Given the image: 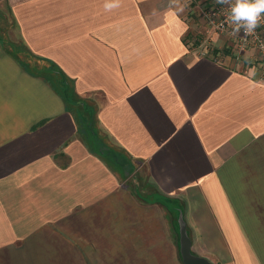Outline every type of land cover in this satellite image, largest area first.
Returning a JSON list of instances; mask_svg holds the SVG:
<instances>
[{
    "label": "crops",
    "instance_id": "obj_1",
    "mask_svg": "<svg viewBox=\"0 0 264 264\" xmlns=\"http://www.w3.org/2000/svg\"><path fill=\"white\" fill-rule=\"evenodd\" d=\"M104 2L0 0V264H185L180 209L194 253L264 264L258 59L198 0Z\"/></svg>",
    "mask_w": 264,
    "mask_h": 264
},
{
    "label": "built area",
    "instance_id": "obj_2",
    "mask_svg": "<svg viewBox=\"0 0 264 264\" xmlns=\"http://www.w3.org/2000/svg\"><path fill=\"white\" fill-rule=\"evenodd\" d=\"M198 10L209 33L225 36L227 40L233 42L237 57L242 58L249 53L264 65V19H261L260 26L254 34L245 36L241 29L239 34L233 35L232 27L227 22L230 14L228 5L217 4L215 0H198Z\"/></svg>",
    "mask_w": 264,
    "mask_h": 264
},
{
    "label": "clouds",
    "instance_id": "obj_3",
    "mask_svg": "<svg viewBox=\"0 0 264 264\" xmlns=\"http://www.w3.org/2000/svg\"><path fill=\"white\" fill-rule=\"evenodd\" d=\"M217 4L228 5L230 14L227 22L232 27V34L236 35L243 29L244 35H252L260 26L261 19H264V0H215ZM170 6L182 12L184 5L180 0H169ZM120 6V0H105L104 8L111 11Z\"/></svg>",
    "mask_w": 264,
    "mask_h": 264
},
{
    "label": "water",
    "instance_id": "obj_4",
    "mask_svg": "<svg viewBox=\"0 0 264 264\" xmlns=\"http://www.w3.org/2000/svg\"><path fill=\"white\" fill-rule=\"evenodd\" d=\"M177 221L180 232V253L185 264H215L210 258L192 251V241L188 232L187 222L180 209Z\"/></svg>",
    "mask_w": 264,
    "mask_h": 264
},
{
    "label": "rangeland",
    "instance_id": "obj_5",
    "mask_svg": "<svg viewBox=\"0 0 264 264\" xmlns=\"http://www.w3.org/2000/svg\"><path fill=\"white\" fill-rule=\"evenodd\" d=\"M0 19L8 20V21H10V25H14V23H12V15H11L10 10H9L8 8H6V10H4V11H3V9L0 11ZM204 31H205V33H208V31H207L206 28H204ZM1 34L5 37V39H6V43H7V45L9 46V48H13V45L16 44V43H13L12 41L9 40V35H11V36H13V37H17V33L15 32V28H14V27H10V28H7L6 30H3V29H2ZM208 34H209V33H208ZM8 42H9V43H8ZM12 50H13V51H17V52H19L17 49L15 50V48H13ZM18 54H19V53H18ZM242 58H243V57H242ZM249 60H250V59H248V61H249ZM256 63L258 64L259 69H261V70L264 71V65H262V64L259 62V60H258V61L256 60ZM61 81H62V82L64 81L63 78L61 79ZM62 86H63V84H62ZM82 109H83V111H86V108L82 107ZM87 111H88V110H87ZM89 116H90V115H89ZM89 120H90V118H89ZM94 124H95V122L93 121V124L90 123V126H92V125H94ZM99 136H100V135H99ZM101 138H102V137H101ZM111 147H113V146L111 145ZM113 148H114V147H113ZM120 161H121L120 164L123 165V166L125 167V170L128 171L129 166H128V165H125L126 163L124 162L121 153H120ZM120 168H121V167H120ZM127 175H128V173L125 174L124 176L127 177ZM137 176H138V177H137ZM135 177H137V178L139 179V175H136Z\"/></svg>",
    "mask_w": 264,
    "mask_h": 264
}]
</instances>
